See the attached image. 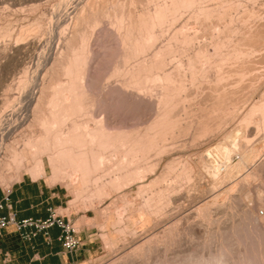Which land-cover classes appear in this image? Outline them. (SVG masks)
<instances>
[{
	"label": "bare ground",
	"instance_id": "obj_1",
	"mask_svg": "<svg viewBox=\"0 0 264 264\" xmlns=\"http://www.w3.org/2000/svg\"><path fill=\"white\" fill-rule=\"evenodd\" d=\"M134 1L135 0H129L128 3L130 5H133ZM143 1H144L143 2L144 5H149V4L154 3L152 9H148L147 7L144 6L145 8H140L138 11L134 10L135 9L134 8L133 10L127 11L126 13L120 12L117 15L114 14L113 21L111 22V25L109 24V26H112V29H113L111 30L113 33L111 31L110 32L112 33V35H114L113 37H116V42L115 41L114 42L115 44L117 43V49L115 53L116 57L114 56L115 60L114 62H112L110 70L108 71L109 72L108 76H106V79L114 80L113 84H108V85H110V88L113 94H117L118 97L121 96L120 98L124 99L125 102L124 101L123 102L126 103V106L127 104H129L130 107L135 106L137 108L142 109L141 111L143 110L145 112L147 111V113L149 114L148 116L149 119L139 126H132V124L128 122L132 127L125 126V127L119 128L120 125L118 124L119 126L117 128L115 126V120H114L115 118L114 116L111 115L112 113L111 114L110 112L105 113L106 115L99 114V113L97 114V112H95L94 110L93 100L91 99L93 95L92 96L90 95L88 91V87H87V85L89 84L87 82L88 81L91 82L90 81L91 77L89 76V67H90L89 65L91 63V60L94 59V58L91 59L92 57L91 51H89L90 49L89 48V42H90L89 38H91L90 36H92L91 35L92 30L97 24H99V20H100L96 16L97 11H96V8L93 7L95 6L93 5L94 2L92 4L93 6L92 5H90L91 7L89 6V9L87 7L88 6L87 3H83L87 5L86 8L84 7L85 8L84 10L88 9V11L86 10L88 15L86 13H84L86 15H83L82 13L86 11L82 10L83 11L82 12L78 9L80 11L79 12L80 14H78L79 16L77 15V18L74 17L73 15V19L76 18L75 20H73L74 22L72 21L71 24L69 25L67 21H65L68 24L67 27H65L66 25L64 26V24L62 23L63 26L65 27V32H62L60 40L56 44L55 43L53 44L52 42H50L52 40H49V42H47L48 41L47 40L45 42L43 38H40L41 36H37L39 34L38 30H35L33 27L26 28L25 30L22 31V33L25 34L23 36L24 37L27 36V38L23 37L24 38L22 39L23 42L20 43L19 42L20 40H18V43H17V40L15 39L16 41L14 43L4 42L0 44V54H3L6 50H13L19 54L21 52L25 53V52L31 51L33 49H38V48H40L41 50H47L48 52V56L46 57L44 56L45 58L42 57L43 59L39 62V64H38V60H40L41 58L39 59V57L38 58L36 57L37 58L35 62L36 66L33 69V75L31 77H27L26 75L24 79L25 82L22 81L25 83V84L23 83L25 86H24V89L23 90L21 89L22 91H20L19 102L17 104L19 108H21L23 105L24 107L30 109V111L33 114L32 115L33 117H32V120L30 121V124L29 123L28 124L30 127L36 126L39 129L38 133L35 136L28 137V139L24 138L23 141H25V143L23 144L21 149H16L11 146L4 145L2 140H0V151L3 150V151H6L7 153L9 152L11 156L10 161H7L8 163L0 161V182L1 183H9L12 180L19 181L22 170L24 171V174H27L33 180L44 178L49 186L55 185L57 181L59 182L61 179L63 180V178H65L64 176H66L67 179H64V181L66 180L69 182V185H72L74 189L73 190L74 193L73 192L71 193H72V196L74 194L75 198L80 193H82V191H80L79 189L80 187L87 188L88 184H91L90 186L91 191L88 190L87 192L90 191L91 195L99 199L100 197L101 198L105 197V199H107V197H110L112 194H117L118 192H120L119 190L122 187L128 186L133 183H137V182L140 183V181H142L147 174H152L155 172V170L163 162L164 157H168L169 160L165 161V164L160 170L159 174H157L156 177L152 181H150L147 185L136 186L138 187V190L136 189L138 191L137 193H142L144 190H148L151 186L155 184L160 185V187L156 190V192L149 194V196L147 197H144L145 199L142 201L141 203L142 205L140 204L141 206L137 208L135 213H133L130 216L126 215V217L128 216V219H133L136 215L144 216V218L141 217L140 221L135 220V224H140L142 221L143 223L148 222L152 217H155V219H157L156 214L160 215V213L158 212L159 210L156 209L157 207L154 206V203H153L154 199L159 200V201L160 200L162 201L163 199L165 205L169 203V198L166 197V194H168V191L175 190L174 189L175 187L172 188L170 183L168 185L167 183L165 184V182L169 179V176H170L169 174L171 172L173 171L176 172V173L173 172V174L175 173L174 176H175V179L177 180L184 179L185 181H188L190 179L191 168H190V165L184 160L185 158L183 159L184 162H178L173 157L174 155L178 153L177 151H179V149L176 148L177 145L174 146L175 144L174 139H176L177 137L183 134H186L187 132H190L191 129L193 130V132L191 131V133L193 134L192 135L193 140L199 137H202V136L204 137L205 135L211 133L214 129L216 130L218 125H220V121H217V122L214 121L213 123L212 120L219 119L217 116L218 112L220 114L222 109L223 108L225 109V107H222V106L225 105V103L230 99L231 93H233L235 89H233V91L232 89H230L229 92H227L225 89L220 90L218 88L220 90L219 92L217 93L215 92L214 95L210 94L211 104L207 106L203 105L201 108L199 105H196L197 107L195 109L199 110V112L194 113L195 117L192 118V120H189V121L184 120L186 122L184 123L183 122L184 118H182L181 115H182V112H184L186 105L185 107H183L184 105L183 102L189 101L190 99L188 98L187 95H184V96H182L183 94L181 95V93L184 92V89H185L184 84H186L187 81L189 85H194V84L198 85L200 81L205 82L208 79L209 72L213 73L214 71V74H213L214 76L211 79H209L210 81L214 82V85H218L220 82H223V80H226V79L229 80L230 78L235 79V80L233 79L235 85H240L242 81L244 80L245 76L247 77V74L251 70L250 68L252 67L251 62L249 61L251 60V58L249 59V57L252 54H255V55L263 54L264 55V46L263 47L261 46L260 43L262 41L261 39H259V36L261 35H259L256 32L257 31L256 28L257 26L259 28V24L256 23L257 21L256 19H255L256 21H252L254 20L256 16H258L256 15L257 11L255 12L254 6L253 8L247 5H242L241 4L242 2L240 0H235V1L234 0H143ZM78 3H81V2H78ZM88 4H90V2H88ZM262 5L264 6V4ZM62 10L63 9H61V11ZM182 11H185L188 13L186 14L189 20L191 19L193 21V24H197L199 28L203 30L206 29V31L207 30L209 31L208 35L210 36V41L209 42L206 41L207 43L204 42L202 44H199L195 48H191L188 51L185 49L186 53L189 52V54H185L187 56L185 55L182 56L183 59L181 58L175 59L172 57L173 56L172 54L183 52L182 49L178 45L189 43L192 39L196 38V34L194 33L192 34L191 37L185 36L181 38L180 40H178L177 39L178 34H180V31H181V28H179V29H175L173 33L171 34V36L169 37V39L173 41V44H174L173 46L168 44L170 40L168 41V43H165V44L163 43L158 44L157 40L159 36L165 37V35L163 34L164 31L162 30V27L165 24V22L167 25L168 20L170 22L174 21L177 15L179 13H182ZM100 15H99L100 18L102 16L104 17L107 16L106 13H102ZM37 29L39 28L37 27ZM61 30H62V27H61ZM34 31L35 33L37 32L38 34L37 35L34 34ZM55 32H57V29ZM58 33L59 31L57 32V35ZM55 37L57 38V36ZM259 40L261 41L260 43H259ZM8 41H11V40H8ZM251 57H253V55ZM33 58L31 55L29 56V61H28L29 67L27 66L28 70L29 68L31 69V66L34 65ZM24 71L25 73L27 72L26 69ZM249 84H253V83H249ZM214 88L216 89V87ZM218 89H216L215 91H218ZM9 102L10 100L8 98L3 99L1 102L2 106H0V108L3 107L5 109L6 106H8ZM28 109H26L25 112H27ZM256 112H258L259 114L258 117L260 118L258 119L260 120L259 122H261L262 124L260 125V123H257L256 125H254L255 126L254 128H256L257 130L258 128L256 126H258L259 124L260 126L263 125L260 128L264 129V103L260 101L258 105L251 106L250 109L247 110L246 115H244L243 120H241L245 124V126L243 125L245 129L248 128L247 127L248 123L249 124L251 123L250 119L253 116L254 117L256 116L257 114ZM188 113L192 114L193 110H190ZM185 115H187V118H188L189 114H184V116ZM191 117L193 116H189L188 119H190ZM244 134L245 133H243V135ZM245 139H248V138H245ZM245 139L244 141H242L243 140L242 139L241 142H244L245 145H247L248 142H245ZM181 145L182 144L180 143V146ZM218 147L220 148V146H217L216 148ZM226 147L227 146L222 147V150ZM216 148H215V152H216ZM248 149H249V153L251 154L254 153L257 155L253 147L251 149L250 147H248ZM222 150L220 151L218 150L219 154L223 153L222 158L224 159V161L222 160L223 167L221 171L223 172L225 171L226 172L225 175H226L230 173L231 171L229 167L230 165L227 162L226 152L227 154L230 153L229 151H231V149H226L224 151L225 153ZM150 154L153 156V161L152 162L150 161L151 163L148 162L149 164H146L144 166H139L138 163L140 161L147 160ZM254 158L255 157L252 155L250 156L246 155V157L244 156L242 158V161L251 163L252 164L251 169L253 170V167H254L253 162H254V165H256ZM27 159L30 160V163L28 165H25V162L27 161ZM10 164L13 165L15 169V173L12 175L10 173H6V170ZM240 165L241 164H239V167L242 166ZM235 166H237L238 168V165H235ZM47 168L49 169L48 174L46 173ZM237 168L235 169L237 170ZM233 169L234 168H232V170ZM215 170L219 172V168ZM97 173H101V174L98 176ZM67 174L74 175V178L71 180L70 179L68 180ZM226 176L229 177L228 175ZM248 176H249V173L246 174L244 179H246ZM250 177L249 179H251ZM169 182H170V179H169ZM197 184H199V182H197ZM209 190L208 192H211ZM231 191L233 190L231 189ZM173 194L174 192L172 193L171 196H173ZM207 204L208 202L205 203L204 209L207 207L206 206ZM246 211H249V210H246ZM239 214L240 213H238V216H240ZM251 217H250L251 222H252V219L253 221H255L252 223H257L259 220L264 219V215L259 217L256 215V213L251 215ZM120 221H121V218L119 215H117V221L112 222L111 224L112 227H115V225L119 224ZM216 222L218 223V220ZM103 223L104 222H102L101 224L99 223L100 228H101L100 230L104 228ZM263 227L264 225L262 226V228ZM120 230L119 232L124 233L123 231H120ZM218 232L220 233V230ZM218 232H217V235H218ZM221 232H223V230ZM130 233L131 232H129V234ZM134 236L135 234L131 233L132 240H134L133 239ZM135 239L136 240L134 241L131 240L132 242H130L129 240V243H131L130 245H133V246L136 245V247L134 248H138L140 250L141 249L140 247H143L144 244L141 242L139 243V240H137V237ZM250 240L251 239L248 240L249 244L250 242H252V240L251 241ZM252 243H251L250 249H252V247L254 246V244L252 245ZM122 247H125V246H122ZM132 250L135 251V249H132ZM217 250H216L217 252L213 253V255H211V252L210 254H207L210 257L209 256L207 257L208 262L206 261V264H227L228 263L227 262L229 261L228 254L225 253L226 251L222 249L221 247H220V250L217 247ZM221 250L224 251L225 254ZM210 251H212V248ZM248 251H250L249 253L252 255V257L254 256V258L256 257V255H258L257 258L261 256L259 255L260 253L258 254L256 253L258 251L260 252V250L256 251L254 247H253V250H247V252ZM253 251H255L254 254H253ZM222 253L224 254V256H222L223 255ZM235 253H237V251ZM246 255L247 254H245L244 257ZM225 258L227 259L226 262L224 261ZM118 259L112 260V262H110L109 264H113V262L118 261ZM256 259H252L251 263L253 264V260L255 262ZM238 261L240 260L238 259ZM259 262L260 261H257V263L255 262L254 264H258ZM115 263L124 264L123 261L122 263H119V261ZM231 263L234 264V262H231Z\"/></svg>",
	"mask_w": 264,
	"mask_h": 264
},
{
	"label": "rangeland",
	"instance_id": "obj_2",
	"mask_svg": "<svg viewBox=\"0 0 264 264\" xmlns=\"http://www.w3.org/2000/svg\"><path fill=\"white\" fill-rule=\"evenodd\" d=\"M77 1L81 3H78ZM240 1L242 2L241 3L242 5H247L249 7H253V6L255 7L254 10L255 12L257 11L256 15L258 16H256L254 20L252 21L257 20L256 23L259 24V28L257 26L256 32L259 35H261V36L258 35L259 39H261L262 41L261 42L259 40V43L261 42L260 44L263 47L264 46V25H263L264 19L262 18H264V12H263L264 6L262 4H264V0H240ZM88 2H90V4H88ZM128 2L129 0H96V2L95 0H88V1L87 0H67V1L66 0H35V1L34 0H0V31H1L0 32V44L4 42L14 43L16 40H17V43H18V40H20L19 41L20 43L23 42L22 39L27 38V36L24 37L23 35L25 34L22 33V31L29 27H33L35 30H38L39 34L37 32L35 33V31H34V34L36 35L38 34L37 36H41L40 38H43L45 42L47 40H48L47 42H49V40H52L50 42H52L53 44L54 43L56 44L59 42L62 32H65V27H67L68 24L70 25L71 22L77 18V15L80 14L79 13L80 11L84 10L87 5H88L87 6L88 9L90 5L92 4L95 5V6L93 5L92 6L96 8V11H97V12L95 11L96 16L100 20H99V24L95 26L96 28L94 27V29L92 30L91 35L93 37L90 36L91 38H89V41H90L89 51H91V56H92L91 59L93 58L94 59L91 60V63L89 65L90 66L89 76L91 77L90 78L91 80L90 79L89 80L91 82L89 81L87 82L89 83L87 85L88 91L91 96L93 95L91 99L93 100L94 110L95 112H97V114L98 113L105 114L109 112L110 114L112 113L111 115L114 116L115 118L114 119L115 126L117 128L119 125H120L119 128H122L125 126L126 127L139 126L149 119L148 117L149 114L147 113V111L146 112L144 110L141 111L142 109L137 108L135 106L130 107L129 104H127L126 106V103H124L125 102L124 99L120 98L121 96L118 97L117 94H113L111 91L110 85H108V84H113L114 80L106 79V76H108V73H109L108 71L110 70L112 62H114L115 60L114 56L116 57L115 53L117 49V43L115 44L116 37H113L114 35H112L113 32L111 31L113 30L112 26H109V24L111 25V22L113 21L114 14L117 15L120 12L126 13L127 11H131L134 8H135L134 10H137V11L140 8H145V7H147L148 9H152L153 4H154L152 3L149 5H144L143 0H135L133 4L134 6H133V5H130ZM83 3H87V5ZM55 9L58 11L60 10V11L58 12ZM61 9L63 10L61 11ZM88 9L86 10L88 11ZM87 11L86 12L82 11L83 13L82 12L81 13L83 15H86V14L88 15ZM101 12L106 13L107 16L105 17L102 16L100 18L101 16L100 14H102ZM186 13L187 12L182 11V13H179L180 15L179 14L177 15L174 21L170 22L168 20L167 25L165 22V24L162 27V30L164 31L163 34L165 35V37L159 36L157 40L158 44L159 43L165 44V43H168V41L170 40L168 44L173 46L174 45L173 41L169 39V37L171 36V34L173 33L175 29H179V28H181V31H180V34H178V38H177L178 40H180L181 38L185 36L191 37L192 34L194 33L196 34V38L194 37L195 39H192L189 43L178 45L182 49L183 52L172 54L173 55L172 57L175 59L177 58L183 59L182 56H184L185 54H189V52L186 53L185 49L188 51L191 48H195L199 44H202L204 42L207 43L210 41V36L208 35L209 31L208 30L206 31V29L203 30L199 28L197 24H193V21L191 19L189 20L187 16L188 13L187 14ZM73 15L76 18L73 19ZM65 21H67L68 24ZM62 23L64 24V26L65 25L66 26L64 27ZM37 27L39 29H37ZM61 27H62V30L64 29L63 31L61 30ZM56 29H57V32L59 31L58 35H57V32H55ZM50 36L51 38L53 37L54 39L53 38L51 39ZM55 36H57V38ZM8 40H11V41H8ZM25 53L21 52L18 54L17 52L13 50H6L3 54H0V104H1L0 106H2L1 102L3 99L8 98L10 100L8 106H6L5 109L3 107L0 108V132H1L0 140H2L4 145H8L16 149L22 148L23 144L25 143V141H23L24 138L28 139V137L35 136L38 133L39 129L36 126H33V127L29 126L30 121L32 120V117H33L32 116L33 114L30 111V109L24 107L23 105L22 107L20 106L21 108H19L17 104L19 102L20 91H22L25 86L24 79L26 75L27 77H31L33 75V69L36 66L35 65L36 59L38 57L39 59L41 58L40 60H38V64H39V62L43 58L48 56L47 50H41L40 48L33 49ZM30 55L32 56V58L34 57L33 58L34 65L31 66V69L29 68L28 70V67H29L28 61H29ZM39 55L40 56L42 55V56L40 57ZM252 55L253 57H251ZM252 55L249 57V59L251 58L252 61L248 59L251 62V66H252L250 68L251 70L248 72L247 77L245 76L244 80L240 84L241 86L235 85L234 78H233L234 80L230 78L229 80L228 79L223 80V82H220L218 85H214V82L209 80L214 76L213 75L214 71L213 73L209 72L208 79L205 82L200 81L198 85L196 84L189 85L188 81L186 80L187 83L185 82L186 83L184 84L185 89H184V92L181 93V95L182 94H183L182 96L187 95L188 98H190L191 100L189 99V101L183 102L184 105L182 104L183 107H185L186 105L184 109L185 113L182 112V115H181V117L184 118L183 119L184 123H186L185 121L192 120V118L195 117L194 113L199 112V110L195 109L197 107L196 105H199L200 108L203 105L204 106L210 105L211 95H214L215 92L217 93L222 89H225L227 92H229L230 89H232V91L233 89L235 90L233 91V93H231L230 99L225 103L226 106L225 105L222 106V107H225L226 110L224 108H223L224 110L221 108L222 111L220 110L221 111L220 114L218 112V115H217L219 119L212 120L213 123L214 121L215 122L220 121V125H218L216 130L214 129L211 133L205 135L204 137L202 136V137H199L193 140L192 138L193 134L191 133V131L193 132V130L191 129L190 132H187L186 134H183L177 137L176 138L177 140L174 139L175 144L174 143L173 144L174 146L176 145L178 146V147L176 146V148H178L179 151H177L178 153L174 155L173 157L178 162H184L183 159L185 158L184 160L190 165V168H191L190 179L188 180L189 182L185 181L184 179L183 180L175 179V176H174L176 173L175 171H173L175 172L174 174L173 172H171L172 174L171 173L169 174L170 182L168 179L165 182V184L167 183L169 185L170 183L172 188L175 187L174 188L175 190L168 191V194H166V197L169 198V203L167 205L164 204L163 199L162 201L161 200L159 201L156 199L153 200L154 206L157 207L156 209H158L159 210L158 212L160 213V215L156 214L157 219H155V217H152L146 223H143L142 221L140 224H135V220L140 221L141 217L144 218V216L136 215L133 219H128V216L135 213L137 208L142 205L141 203L145 199L144 197H147L149 196V194L156 192V190L160 187L159 184H155L151 186L148 190H144L142 193H137L138 187L136 186L147 185L150 181H152L156 177V175L159 174L160 170L165 164V161L169 160L168 157H164L163 162L159 165V167L155 170V172L152 174H147L144 177V179L140 181V183L137 182V183H133L128 186L122 187L119 190L120 192H118L117 194H112L110 197H107V199H105V197H102V198L100 197L99 199L91 195L90 194L91 184H88L89 187L87 186V188L80 187L79 189L80 191H82V193H80L78 195L79 198L77 196L76 197L77 199H76L74 194L72 196V193H71V192L74 193L73 191L74 189L72 185H69L68 181L66 180L64 181V179H67L66 176H64L65 178H63V180L61 179L59 182L57 181L55 185H53V187L61 190L62 192L60 196V203H61L60 205L62 208L58 209V213L65 214V215H68V216H71L77 219L75 221V225L73 226L74 229H78L82 226H86L90 229L92 239L96 246L95 254L91 259H89L88 261L82 264H109L110 262H112V260L118 259V258H119L118 259L119 263H122L123 261L124 264H181V263L182 264H190V263L191 264H206L207 257L209 256L207 254H210L211 252V255H213V253L218 251L217 247L219 250L221 247L222 249L226 251L225 253L228 254L229 261H227L226 259L227 257L225 258L226 260L224 259L225 262L226 261L228 262L227 264H233L231 262H234V264H252L251 260L256 259L258 255L255 254L256 257L254 258V256L252 257V255L249 253L250 251L247 252V250H253V247H254L256 251L260 250V252L258 251L256 253L257 254L260 253L259 255H261L260 256L261 258L260 257H259L260 259L257 258L255 262L257 263V261H260L258 264H264V256H263L264 255V230H263L264 227L262 228V226L264 225V221H263L264 219L259 220L260 223L259 221L257 223H252L255 221H253L252 219V222H251V219H250L251 215L255 213L259 217L264 215V209H263L264 208V160H263L264 159V153H263L264 152V133H263L264 129L260 128L263 125L260 126L262 123L259 122L260 118L258 117L259 115L258 112H256L257 114L255 117L253 116L250 119L251 125L248 123L249 125V126L247 125L248 128L245 129L244 128L245 124L244 122L241 121L243 120L244 115H246L247 110L250 109L251 106L258 105L259 101L264 103V55L263 54L262 55L252 54ZM25 69L27 70L26 73L24 71ZM249 83H253V84H249ZM214 87H216V89L219 88L220 90L218 89V91H215L216 89ZM102 88H104L105 90ZM187 105L190 107H188ZM26 109H28L27 112H25ZM190 110H193L192 114L188 113ZM184 114H189L188 118L189 116H193V117L188 119L187 115H185L186 116L185 117ZM128 122L132 124V126ZM257 123H260V125L258 124V126H256L258 128L256 130V128H254L255 127L254 125H256ZM31 133L34 135H32ZM243 133H245L244 134L245 136L243 135ZM245 138H248V139H245ZM244 139H245V142H248L247 145H245L244 142H241V140L244 141ZM180 143L182 144L181 145L182 147L180 146ZM217 146H220L221 149L219 147L216 148ZM224 146H227V147L222 150V147ZM248 147H250V149L253 147L257 155L254 153H253L254 155L249 153ZM215 148H216V152H215ZM217 149L219 151L222 150L223 152L226 149H231V151H229L230 153L227 154L226 152L227 162L230 165L229 167L232 171L226 174L229 177L225 175L226 173L225 171L224 172L221 171L223 167L222 162L224 161V159L222 158L223 153L219 154ZM236 149L237 150L239 149V150L237 151ZM246 155L248 156L252 155L255 157L254 161L256 165H254V162H253V166H254L253 170L251 169L252 168L251 163L242 161V158L244 156L246 157ZM10 158L11 156L9 152L7 153L6 151H3V150L0 151V161L1 162L10 161ZM178 158L180 159V161ZM150 161L151 162L153 161V156L151 154L147 160L140 161L138 165L144 166L146 164L151 163ZM29 163H30V160L27 159V161L25 162V165H28ZM239 164H241L242 166L240 165L241 167H239ZM235 165H238V168ZM214 168L215 169L219 168V172L216 171ZM232 168L234 169L232 170ZM235 168H237V170ZM48 172H49V169L47 168L46 173L48 174ZM6 173H10L11 175L15 173V169L13 165L10 164L8 166ZM248 173H249V176L246 178L247 179L246 180L244 179V177ZM97 174L99 176L101 173H97ZM68 175L69 174H67L68 180L69 179L71 180L74 178V175L72 174H70L71 176L70 175L68 176ZM249 177L251 179H249ZM22 178L29 179L30 177L27 174H24V171L22 170L19 180ZM36 180H38L39 182H43L44 184L49 186L44 178H39ZM15 182L16 181L14 180L10 181L9 183L0 182V186H2L3 188H9ZM197 182H199V184H197ZM231 189L233 191H231ZM88 190L90 191L87 192ZM208 190L211 192H208ZM173 192L174 194L173 196H171ZM140 194H142L143 196ZM206 202H208V204L206 205L207 207L204 209V205ZM246 210H249V211H246ZM259 212H263L262 215H259L258 214ZM197 213H199L200 215ZM238 213H240L239 214L240 216H238ZM117 215L120 216L121 221L119 224L115 225V227H112L111 225L112 222L117 221ZM126 215L128 216L126 217ZM217 220H218V223L216 222ZM102 222H104L103 223L104 228L100 230L101 228H100L99 223L101 224ZM223 225L225 228L223 227ZM118 227L119 228L121 227L120 228L121 230ZM221 229L223 230V232H221L222 231ZM119 230L123 231L126 235L122 232H119ZM219 230H220V233L218 232ZM129 232L135 234L133 238L134 240H136L135 238L137 237V240H139V243L141 242L144 244L143 246L144 248L140 247L142 250L141 249L139 250L138 248H134L136 247V245L134 246L130 245L131 243H129V240L130 242L134 240L131 239V233L129 234ZM144 232H146L147 234ZM217 232H218V235L220 236L217 235ZM213 233L216 235H214ZM253 235L255 238L253 237ZM249 239H251L253 243L250 242L251 241L250 240L249 241L250 244H249L248 243ZM247 243L249 246L247 245ZM251 243L252 245L254 244L252 249H250ZM244 245L246 248L244 247ZM122 246H125V247H122ZM211 248H212V251H210ZM132 249H135V251ZM236 251L237 253H235ZM222 252L224 253V251ZM254 253L255 251H253V254ZM224 254L222 256H224ZM245 254L247 255L244 257ZM238 259L242 262L238 261ZM234 260L236 261V263ZM243 260L244 262L245 261L246 262L244 263ZM118 261H114L113 264H117L115 262H118ZM255 262L253 260V264Z\"/></svg>",
	"mask_w": 264,
	"mask_h": 264
},
{
	"label": "crops",
	"instance_id": "obj_3",
	"mask_svg": "<svg viewBox=\"0 0 264 264\" xmlns=\"http://www.w3.org/2000/svg\"><path fill=\"white\" fill-rule=\"evenodd\" d=\"M61 193V190L38 180L22 178L9 187V201L0 210V215L13 214L20 221L45 220L53 214L74 226L77 219L58 213L62 208ZM2 197L3 187L0 186V202ZM74 231L79 246L66 251L59 240L62 230L57 226L50 227L47 234L38 233L29 241L22 240L12 227H7L0 237V264H82L94 256L96 246L88 227L82 226Z\"/></svg>",
	"mask_w": 264,
	"mask_h": 264
},
{
	"label": "built area",
	"instance_id": "obj_4",
	"mask_svg": "<svg viewBox=\"0 0 264 264\" xmlns=\"http://www.w3.org/2000/svg\"><path fill=\"white\" fill-rule=\"evenodd\" d=\"M9 201V188H3L2 202H0V210ZM263 212H259L262 215ZM57 226L62 230V234L59 237L63 248L66 251H73L79 246V240L75 236L74 228L68 222H62L61 218L54 216L53 214L45 219H25L16 220L13 214H8L7 216L0 215V237L2 236V231L7 227H12L14 231L20 236L24 241H29L35 237L38 233L47 234V230L52 227ZM5 260H3V263Z\"/></svg>",
	"mask_w": 264,
	"mask_h": 264
}]
</instances>
